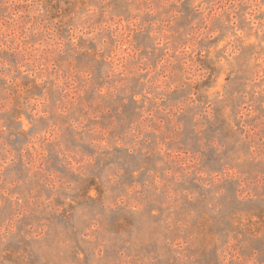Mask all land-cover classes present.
Returning a JSON list of instances; mask_svg holds the SVG:
<instances>
[{"label": "clouds", "instance_id": "obj_1", "mask_svg": "<svg viewBox=\"0 0 264 264\" xmlns=\"http://www.w3.org/2000/svg\"><path fill=\"white\" fill-rule=\"evenodd\" d=\"M0 264H264V0H0Z\"/></svg>", "mask_w": 264, "mask_h": 264}]
</instances>
